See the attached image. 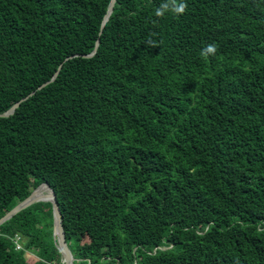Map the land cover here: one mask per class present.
Returning a JSON list of instances; mask_svg holds the SVG:
<instances>
[{
	"label": "trees",
	"instance_id": "trees-1",
	"mask_svg": "<svg viewBox=\"0 0 264 264\" xmlns=\"http://www.w3.org/2000/svg\"><path fill=\"white\" fill-rule=\"evenodd\" d=\"M110 1L0 0V217L46 182L74 264H264V0ZM0 264H64L51 201Z\"/></svg>",
	"mask_w": 264,
	"mask_h": 264
},
{
	"label": "water",
	"instance_id": "water-1",
	"mask_svg": "<svg viewBox=\"0 0 264 264\" xmlns=\"http://www.w3.org/2000/svg\"><path fill=\"white\" fill-rule=\"evenodd\" d=\"M116 1L117 0H111L110 1L107 12L104 16L102 28L104 27V25H105L106 21L108 20L110 14L112 13ZM99 42H100V40L98 39L96 42V46L94 48V51L92 53L88 54V56L93 55L96 52L97 47L99 45ZM58 72H59V70L56 71L54 77H56ZM25 98H27V97H24L23 99H25ZM20 102H21V100L17 101L8 111H6L5 113H0V115H9V114L13 113L15 111L16 107H18V105L20 104ZM43 184H46L51 189L50 196L39 197L36 195V190ZM41 200L51 201L53 204L54 236L57 239L58 247L62 253L64 264H74L75 257L73 255V253L69 247V244L67 242V239H66V232L64 229L63 221H62V213H61L60 206H59V203L57 200V195H56V192L54 191V189L48 183L45 182V183L40 184L36 189H34V191L26 199L17 203L12 209H10L3 216H1L0 217V225L2 223H4L5 221H7L8 219L12 218L15 214H17L22 209L28 207L29 205H31L34 202L41 201Z\"/></svg>",
	"mask_w": 264,
	"mask_h": 264
},
{
	"label": "clouds",
	"instance_id": "clouds-1",
	"mask_svg": "<svg viewBox=\"0 0 264 264\" xmlns=\"http://www.w3.org/2000/svg\"><path fill=\"white\" fill-rule=\"evenodd\" d=\"M188 8L187 3L185 0H162V3L159 7L155 10V16L156 17H164L166 13H172L176 16L183 15ZM218 51V46L215 42L206 44L200 51V55L202 58L212 57L215 56ZM16 235L21 236V243H23V247L21 249H24V242L22 235L17 233Z\"/></svg>",
	"mask_w": 264,
	"mask_h": 264
},
{
	"label": "bare ground",
	"instance_id": "bare-ground-1",
	"mask_svg": "<svg viewBox=\"0 0 264 264\" xmlns=\"http://www.w3.org/2000/svg\"><path fill=\"white\" fill-rule=\"evenodd\" d=\"M47 187V188H44L43 190L39 191L41 188L43 187ZM51 194V189L46 185V184H43L41 185L37 190H36V195L39 196V197H46V196H50Z\"/></svg>",
	"mask_w": 264,
	"mask_h": 264
},
{
	"label": "built area",
	"instance_id": "built-area-1",
	"mask_svg": "<svg viewBox=\"0 0 264 264\" xmlns=\"http://www.w3.org/2000/svg\"><path fill=\"white\" fill-rule=\"evenodd\" d=\"M13 240L16 243L17 249H21L23 247V245L21 244V236L20 235H16Z\"/></svg>",
	"mask_w": 264,
	"mask_h": 264
},
{
	"label": "rangeland",
	"instance_id": "rangeland-1",
	"mask_svg": "<svg viewBox=\"0 0 264 264\" xmlns=\"http://www.w3.org/2000/svg\"><path fill=\"white\" fill-rule=\"evenodd\" d=\"M21 244L23 245V243H21ZM32 256H34L33 253H32V252L30 253V251L27 250L26 257H27V258H30V257H32Z\"/></svg>",
	"mask_w": 264,
	"mask_h": 264
}]
</instances>
